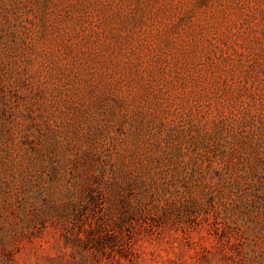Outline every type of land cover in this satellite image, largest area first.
I'll list each match as a JSON object with an SVG mask.
<instances>
[{
    "label": "rangeland",
    "instance_id": "rangeland-1",
    "mask_svg": "<svg viewBox=\"0 0 264 264\" xmlns=\"http://www.w3.org/2000/svg\"><path fill=\"white\" fill-rule=\"evenodd\" d=\"M0 264H264V0H0Z\"/></svg>",
    "mask_w": 264,
    "mask_h": 264
}]
</instances>
